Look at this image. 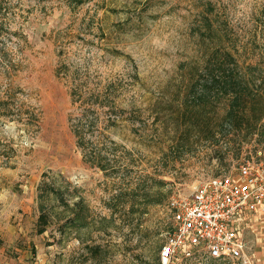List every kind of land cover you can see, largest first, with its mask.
<instances>
[{"label": "rangeland", "instance_id": "obj_1", "mask_svg": "<svg viewBox=\"0 0 264 264\" xmlns=\"http://www.w3.org/2000/svg\"><path fill=\"white\" fill-rule=\"evenodd\" d=\"M67 2L0 0V264H72L71 257L82 264L72 256L83 252L78 241L62 249L47 245L48 233L36 232L37 186L49 171L83 189L104 214L111 193L127 188L125 178L139 196L155 187L158 203L144 214L143 234L127 227L114 232L121 247L112 264H157L155 247L172 223V197L191 194L210 177L236 174L263 151L254 143L238 151L229 141L221 163L206 144L173 150V127L166 131L164 117L189 79V66L202 63L211 48L212 40L203 43L199 35L208 20L225 44L239 49L242 63L264 70V0H91L77 10ZM63 65L81 69L91 82L117 83L126 120L97 135L125 166L119 183L84 160L70 121L73 77L58 72ZM155 112H163L157 124ZM246 226L249 250L264 264V213Z\"/></svg>", "mask_w": 264, "mask_h": 264}, {"label": "trees", "instance_id": "obj_2", "mask_svg": "<svg viewBox=\"0 0 264 264\" xmlns=\"http://www.w3.org/2000/svg\"><path fill=\"white\" fill-rule=\"evenodd\" d=\"M91 0H68V7L77 10ZM204 43L212 40L202 63L189 66V79L177 90L165 115L164 128L173 127L174 149L206 144L210 158L226 163L229 141L240 151L245 144L254 143L264 151V70L260 64L242 63L240 51L223 42L211 20L200 32ZM185 64L181 65L184 67ZM71 80V98L76 114L70 119L77 145L83 149L84 160L101 169L115 183L122 177L125 166L119 164L117 154L108 145H101L97 132L112 131L126 120L119 104L116 82H91L87 73L67 65L58 70ZM222 111V112H221ZM163 112H155L158 123ZM102 123H104L102 125ZM109 138V136H108ZM113 142V140H112ZM202 143V144H201ZM172 145H170L171 147ZM126 168H129L126 166ZM122 179V178H121ZM127 188L111 193L106 207L108 214L98 212L84 194V190L61 173L45 172L37 186L39 215L36 232L48 233L47 245L66 248L76 240L83 250L78 254L82 264H112L121 245L113 240L114 232L127 227L129 234H143L142 219L147 208L158 203L153 199L155 187L136 195L131 177L124 179ZM161 244L155 247V260L160 264ZM71 263L76 264L74 257Z\"/></svg>", "mask_w": 264, "mask_h": 264}, {"label": "built area", "instance_id": "obj_3", "mask_svg": "<svg viewBox=\"0 0 264 264\" xmlns=\"http://www.w3.org/2000/svg\"><path fill=\"white\" fill-rule=\"evenodd\" d=\"M172 223L160 250V264L213 259L258 264L249 250L247 222L264 213V153L245 160L237 173L200 182L189 195L170 201Z\"/></svg>", "mask_w": 264, "mask_h": 264}, {"label": "crops", "instance_id": "obj_4", "mask_svg": "<svg viewBox=\"0 0 264 264\" xmlns=\"http://www.w3.org/2000/svg\"><path fill=\"white\" fill-rule=\"evenodd\" d=\"M20 229H22V228H20ZM18 235H20V234H18Z\"/></svg>", "mask_w": 264, "mask_h": 264}]
</instances>
